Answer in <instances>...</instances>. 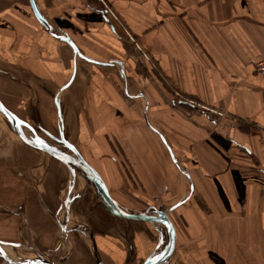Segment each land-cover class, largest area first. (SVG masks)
I'll return each mask as SVG.
<instances>
[{
    "label": "crops",
    "instance_id": "obj_1",
    "mask_svg": "<svg viewBox=\"0 0 264 264\" xmlns=\"http://www.w3.org/2000/svg\"><path fill=\"white\" fill-rule=\"evenodd\" d=\"M93 1L37 4L85 56L114 65L74 58L68 44L37 22L28 0H0V99L20 122L53 132L54 126L58 129V96L65 138L99 172L121 207L125 203L118 190L164 194L182 190L185 180L190 186L172 155L189 174L192 193L199 192L207 205L220 204L231 219L244 217V210L264 235V80L256 71L264 56V0H99L103 7ZM64 18L74 19L72 28L61 24ZM124 29L167 85L159 84ZM74 68L72 81L64 87ZM135 77H143L145 85L138 87L132 82ZM172 90L196 101L200 107L192 106L199 109L186 110L193 107L175 101ZM201 106L225 116L215 118ZM158 113L172 154L143 123L146 115L158 128L152 122H158ZM6 124L9 129L0 122V236L5 237L0 240L17 241L34 252L42 246L43 252L49 251L59 223L54 169ZM5 129L15 139L7 138ZM80 142L92 147L91 158L81 151ZM184 204L174 210L183 225ZM69 208H63L65 216ZM94 220L96 225L87 231L76 228L83 241L69 246L60 264H136L152 253L155 238L148 222L124 219L125 225L107 230L103 221ZM245 246L239 252H250Z\"/></svg>",
    "mask_w": 264,
    "mask_h": 264
},
{
    "label": "rangeland",
    "instance_id": "obj_2",
    "mask_svg": "<svg viewBox=\"0 0 264 264\" xmlns=\"http://www.w3.org/2000/svg\"><path fill=\"white\" fill-rule=\"evenodd\" d=\"M87 1L88 3L90 2L95 4L93 0ZM96 1H98L97 6L103 7V4L99 2V0ZM59 21L62 25L67 26V28L73 27V18H64V20L60 19ZM55 25L61 29L58 24ZM84 29L85 28H83V30ZM86 30L87 29H85V31ZM141 58H143V56ZM143 60L148 61L151 71L156 72L154 73V76H156L157 79L159 77L161 81L159 84L162 83L167 85L168 81L166 82V80H164L162 76L158 74L156 64L151 60H146L145 58H143ZM135 68L138 70L139 63H136ZM143 77L141 79L136 77L132 78V82L137 84L138 87H142L145 85L144 81H142ZM175 92L178 91L172 90V97H174L175 101L178 103L199 107V105L196 104V101L192 100L193 102H191V100L186 99L184 96L183 98L179 97L175 94ZM193 108H188L186 110H194L196 112L199 109ZM201 110L204 112H209L210 114L212 113L214 117L218 119L225 116H223V114L220 115L218 113L211 112L210 110ZM157 115H159L158 122L154 118V121L152 122L158 126L157 129L163 132L161 129V115L159 113ZM136 116H139L138 122L141 123V116ZM0 120V122L5 124V128H8L6 123H8L11 128V124L2 112L0 114ZM143 123H146V121H143ZM41 127L42 126L32 127L31 124L30 126L29 124L27 126V124L21 122L22 132L25 130L24 134H26V136H28L30 139L34 137V134L31 130L33 129L36 131L35 133H37L36 138L38 141H41L45 144H50L51 146H55L61 150L69 151L62 144L56 143L50 137L46 136L44 131H41ZM43 129L48 130L45 127H43ZM56 131L57 128L54 126V135ZM3 132L6 134L7 138L10 137L15 139V136L11 130L5 129ZM71 137L73 138V135H71ZM80 149L81 151L83 150L87 157L90 156L92 152V147L90 149L88 142H80ZM34 153L41 156L40 161L51 163L49 165H52L51 167L54 169V189L56 190V194H54L56 196V198H54V209L56 210V213L59 214V223L57 222L58 224H55L56 234L54 236V248L51 247V250L49 251L44 249V252L41 250L43 246L39 248L40 253L46 259L54 262L55 264H60L68 251V247L79 243L81 244L80 239L83 241V236H81L82 233H80L79 236L74 229H83L86 227L85 231H87V227L90 229L92 223L93 225H96V221L94 219L98 218V220L103 221L104 225H102V228L107 230H110L109 228H111V226H115L120 222H125L123 221L124 219L113 216L104 208L100 202L101 198L97 195V190L90 178H88L79 168H77V166L69 161H65L59 157L44 153L42 151ZM165 161L168 162V159L165 158ZM95 162L97 163V158ZM47 175H49V172H47ZM46 179L47 181L50 180L49 176H46ZM184 184L185 187L183 185L182 190H168L164 194L163 190L162 192L159 190L156 193L149 194H135L134 192L133 194L131 192L124 193L121 190H118L120 198L119 200L122 202V204L125 203V205L121 204L123 209L132 213L153 207L165 210L169 206L173 205V203L182 200L189 194H187V192L189 191L190 186L187 185L186 180L184 181ZM75 196H80V198L75 199L73 202L70 201V208L68 205L66 206L68 200L76 198ZM190 198V200L184 204L185 207L180 209L181 214L183 213V217L186 220L185 225L182 224L181 215L178 212V214L175 213L174 210L176 208L170 211L172 214H168V217L174 222L173 224L177 230L178 247L170 257L169 261L163 264H264V251H261V249H264V235H261L259 228H257V226H259L257 221L254 222L249 220L245 215L246 212L244 210H242L244 217H241L242 214H240L236 215V218L231 219L230 217H232V214H228L220 204L216 203L214 205L209 204L213 207L212 210L210 206L202 200L199 192L197 194L193 192ZM149 202H153V204H148ZM64 207L69 208L68 213L66 211L68 214H66V216L65 211H63ZM224 212L227 213L225 216H223ZM84 213L86 214L82 215ZM135 223L133 222V224ZM149 224H151L150 228H152L149 230L150 235L153 234L154 236L152 237L155 238V242L151 243L152 245L150 244V247L153 246L152 252H160L167 246L168 235L158 223ZM248 224L251 225V228H247ZM189 229L192 234L189 233ZM0 237L5 238L2 236ZM12 241L14 240L12 239ZM153 241L154 240L152 239L151 242ZM214 244H217L220 247L218 248L219 250L214 249ZM245 245L250 246V252H239L241 247L243 250L247 248ZM198 247L204 248L202 250ZM3 248L14 259L25 260L36 257V252H34L32 248L29 249L28 246L22 243L17 246H4ZM0 262L4 261L0 259Z\"/></svg>",
    "mask_w": 264,
    "mask_h": 264
},
{
    "label": "water",
    "instance_id": "obj_3",
    "mask_svg": "<svg viewBox=\"0 0 264 264\" xmlns=\"http://www.w3.org/2000/svg\"><path fill=\"white\" fill-rule=\"evenodd\" d=\"M30 8L32 10V13L34 15V18L37 20V22L41 25V27L52 37L59 39L71 48L73 52L74 58L79 57L84 60H88L91 63L95 65H114L115 63L112 62H102L99 60L90 59L87 56H85L79 49V47L75 44V42L71 39V37L62 29H60L58 26L53 24L48 18H46L43 13L41 12L37 0H28ZM99 12L104 13L102 10H98ZM121 63V62H116ZM75 68L73 69V73L68 80V82L64 85L66 87L73 79ZM55 105L57 109V118H58V133L59 138H55L60 144H62L67 150H61L55 146H51L50 144H45L41 141H38V139L35 138H27L22 130H21V122L18 119V117L3 103V101L0 99V112L4 114V116L8 119L9 123L11 124L12 130L14 133L18 136V138L23 142L25 145L31 147L32 149L42 151L44 153H48L51 155H54L56 157H59L65 161H69L73 163L77 168H79L88 178H90L91 182L95 186L97 190V195L101 198L100 202L104 206V208L113 216L123 218L126 220H135V221H144L148 223H158L164 232L168 235L167 240V246L160 252H152L149 254L141 264H163L167 261H169L170 257L173 255V253L177 249L178 245V236H177V230L170 218L168 217V213L177 208L178 206L186 203L191 194H192V183L189 177V174L185 171V169L178 164V162L175 160V158L171 155V160L178 166L179 170L183 172L187 178L189 179L190 189L189 194L183 198L182 200L174 203L173 205L169 206L165 210L157 209V208H147L143 211L138 212H128L125 209H123L118 202L113 197L111 190L105 180L101 177L99 172L92 167L80 154L78 149L73 143H69L65 140L63 131L61 129V110L58 103V96H55ZM145 121L148 127H150L156 134H158L160 140L163 142L165 147L167 148L168 152L171 153V148L169 142L166 141L165 137L161 133L159 129H157L155 126L150 124L146 120L145 115ZM33 130V129H32ZM34 136L37 135L35 131L33 130ZM20 245L18 242H11L6 240H0V259L6 262L7 264H55L54 262L46 259L40 252H36V257L25 259V260H19L14 259L10 254L7 253V251L3 248L4 246H17Z\"/></svg>",
    "mask_w": 264,
    "mask_h": 264
},
{
    "label": "built area",
    "instance_id": "obj_4",
    "mask_svg": "<svg viewBox=\"0 0 264 264\" xmlns=\"http://www.w3.org/2000/svg\"><path fill=\"white\" fill-rule=\"evenodd\" d=\"M104 3V2H103ZM106 11L115 19V20H118V18L116 17V15L112 12L111 9H109L106 5ZM124 33L125 35L128 37V39L133 42L135 48L142 53V56L143 58H145L146 60H150V58L148 57V55L143 52V49L141 48V46L135 41V39L133 38V36L128 32V30L124 29ZM256 71L258 72V74L263 78L264 80V56L256 63ZM175 94L179 97H182L183 98V95L178 91V92H175ZM191 102H193L191 100ZM200 107V106H199ZM202 108L206 109V110H210L211 112H215V113H218V114H222L221 112L215 110V109H212V108H205L203 106H201Z\"/></svg>",
    "mask_w": 264,
    "mask_h": 264
},
{
    "label": "flooded vegetation",
    "instance_id": "obj_5",
    "mask_svg": "<svg viewBox=\"0 0 264 264\" xmlns=\"http://www.w3.org/2000/svg\"><path fill=\"white\" fill-rule=\"evenodd\" d=\"M40 127V126H39ZM43 127H41V131H44V133L46 134V136H48V137H50L54 142H56V143H59L55 138H59V133H58V129H57V131H56V133H55V135H54V131L52 132V131H49V130H46V129H43ZM35 131V130H34ZM36 132V131H35ZM64 135V134H63ZM64 138H65V136H64ZM65 140L66 141H68L69 143H71L69 140H67L66 138H65ZM80 196H77L76 198H79ZM75 198V199H76ZM74 198L71 200V202H73L74 200H75ZM69 211V210H68ZM68 213V212H67ZM74 230H76V229H74ZM143 259V258H142ZM139 260L138 261V263L136 262V264H141L142 262H143V260ZM126 261H128V259L126 260Z\"/></svg>",
    "mask_w": 264,
    "mask_h": 264
},
{
    "label": "bare ground",
    "instance_id": "obj_6",
    "mask_svg": "<svg viewBox=\"0 0 264 264\" xmlns=\"http://www.w3.org/2000/svg\"><path fill=\"white\" fill-rule=\"evenodd\" d=\"M24 134V133H23ZM25 135V134H24ZM26 136V135H25ZM27 138H29L28 136H26ZM36 137V135L33 137V138H35Z\"/></svg>",
    "mask_w": 264,
    "mask_h": 264
},
{
    "label": "trees",
    "instance_id": "obj_7",
    "mask_svg": "<svg viewBox=\"0 0 264 264\" xmlns=\"http://www.w3.org/2000/svg\"><path fill=\"white\" fill-rule=\"evenodd\" d=\"M121 219H123V218H121Z\"/></svg>",
    "mask_w": 264,
    "mask_h": 264
}]
</instances>
